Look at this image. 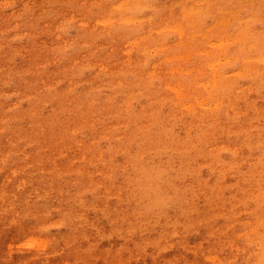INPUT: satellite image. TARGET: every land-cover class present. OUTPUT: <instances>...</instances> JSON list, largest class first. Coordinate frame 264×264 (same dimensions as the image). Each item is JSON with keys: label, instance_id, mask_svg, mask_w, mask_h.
Masks as SVG:
<instances>
[{"label": "clouds", "instance_id": "clouds-1", "mask_svg": "<svg viewBox=\"0 0 264 264\" xmlns=\"http://www.w3.org/2000/svg\"><path fill=\"white\" fill-rule=\"evenodd\" d=\"M0 264H264V0H0Z\"/></svg>", "mask_w": 264, "mask_h": 264}]
</instances>
